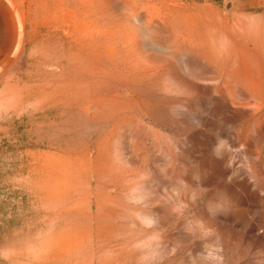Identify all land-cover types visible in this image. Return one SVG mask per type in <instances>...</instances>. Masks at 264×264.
Instances as JSON below:
<instances>
[{"label": "rangeland", "instance_id": "1", "mask_svg": "<svg viewBox=\"0 0 264 264\" xmlns=\"http://www.w3.org/2000/svg\"><path fill=\"white\" fill-rule=\"evenodd\" d=\"M8 1L0 264H136V177L164 264H264V0Z\"/></svg>", "mask_w": 264, "mask_h": 264}, {"label": "clouds", "instance_id": "2", "mask_svg": "<svg viewBox=\"0 0 264 264\" xmlns=\"http://www.w3.org/2000/svg\"><path fill=\"white\" fill-rule=\"evenodd\" d=\"M142 177L128 181L124 193L125 203L132 206V214L143 229L148 230L145 239L138 241L133 247L136 251V264H164L169 255L175 252V246L165 244L164 235L158 228L155 216L147 210L145 188ZM188 264H225L223 249L218 242H212L202 247L193 255L186 253Z\"/></svg>", "mask_w": 264, "mask_h": 264}, {"label": "crops", "instance_id": "3", "mask_svg": "<svg viewBox=\"0 0 264 264\" xmlns=\"http://www.w3.org/2000/svg\"><path fill=\"white\" fill-rule=\"evenodd\" d=\"M15 16L8 0H0V68L8 61L13 51Z\"/></svg>", "mask_w": 264, "mask_h": 264}]
</instances>
